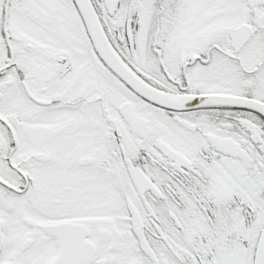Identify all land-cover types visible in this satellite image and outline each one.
<instances>
[{
  "label": "snow or ice",
  "instance_id": "obj_1",
  "mask_svg": "<svg viewBox=\"0 0 264 264\" xmlns=\"http://www.w3.org/2000/svg\"><path fill=\"white\" fill-rule=\"evenodd\" d=\"M0 264H264V0H0Z\"/></svg>",
  "mask_w": 264,
  "mask_h": 264
}]
</instances>
